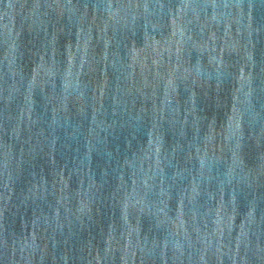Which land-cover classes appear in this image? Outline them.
Masks as SVG:
<instances>
[{
    "label": "water",
    "instance_id": "1",
    "mask_svg": "<svg viewBox=\"0 0 264 264\" xmlns=\"http://www.w3.org/2000/svg\"><path fill=\"white\" fill-rule=\"evenodd\" d=\"M242 113L264 249V0H233Z\"/></svg>",
    "mask_w": 264,
    "mask_h": 264
}]
</instances>
